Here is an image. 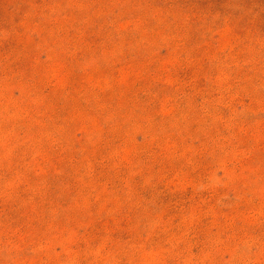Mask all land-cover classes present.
<instances>
[{
  "label": "rangeland",
  "instance_id": "1",
  "mask_svg": "<svg viewBox=\"0 0 264 264\" xmlns=\"http://www.w3.org/2000/svg\"><path fill=\"white\" fill-rule=\"evenodd\" d=\"M264 0H0V264H264Z\"/></svg>",
  "mask_w": 264,
  "mask_h": 264
},
{
  "label": "trees",
  "instance_id": "2",
  "mask_svg": "<svg viewBox=\"0 0 264 264\" xmlns=\"http://www.w3.org/2000/svg\"><path fill=\"white\" fill-rule=\"evenodd\" d=\"M264 4V3H263Z\"/></svg>",
  "mask_w": 264,
  "mask_h": 264
}]
</instances>
